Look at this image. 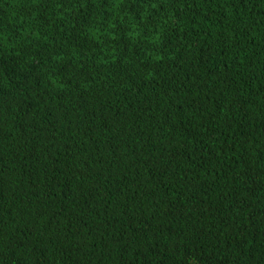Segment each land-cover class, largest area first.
Here are the masks:
<instances>
[{"label": "trees", "instance_id": "trees-1", "mask_svg": "<svg viewBox=\"0 0 264 264\" xmlns=\"http://www.w3.org/2000/svg\"><path fill=\"white\" fill-rule=\"evenodd\" d=\"M0 264H264V0H0Z\"/></svg>", "mask_w": 264, "mask_h": 264}]
</instances>
